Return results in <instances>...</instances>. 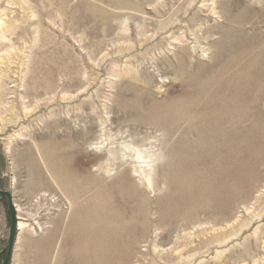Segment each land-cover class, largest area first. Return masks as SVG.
Returning <instances> with one entry per match:
<instances>
[{"label":"rangeland","instance_id":"374dc122","mask_svg":"<svg viewBox=\"0 0 264 264\" xmlns=\"http://www.w3.org/2000/svg\"><path fill=\"white\" fill-rule=\"evenodd\" d=\"M219 117L250 160L196 142ZM186 146L211 159L184 180ZM0 190L10 264H264V0H0ZM9 226L0 196V264Z\"/></svg>","mask_w":264,"mask_h":264},{"label":"bare ground","instance_id":"6f19581e","mask_svg":"<svg viewBox=\"0 0 264 264\" xmlns=\"http://www.w3.org/2000/svg\"><path fill=\"white\" fill-rule=\"evenodd\" d=\"M10 26V25H9ZM8 28H10V27H8ZM249 56H250V54H249ZM241 57V56H240ZM242 57H243V55H242ZM238 59V58H237ZM241 59V58H240ZM246 59V58H245ZM251 60V59H250ZM240 66H241V70L242 71H249L250 69H251V67H252V64L250 63V62H247L246 60H243L241 63H240ZM229 70V69H228ZM247 73V72H246ZM246 75V74H245ZM248 75V74H247ZM243 77H245V76H243ZM247 78H249V76L247 77ZM235 84H234V86L233 87H231V88H229V89H222L221 87H219V88H221L222 89V93L228 98H232L233 100H235L236 102H237V100H239L240 98H249L250 96H251V86H253L252 85V83H251V81L250 80H246V79H241V78H239V77H236L235 78ZM224 88V87H223ZM227 88V87H226ZM253 89V88H252ZM219 91V90H218ZM254 91V90H253ZM198 92H199V90H198ZM206 92V91H205ZM213 92V91H212ZM210 93V92H209ZM217 94H219V93H217ZM216 95V94H215ZM207 96V95H206ZM219 96H220V94H219ZM222 96V95H221ZM253 96V95H252ZM244 100V99H243ZM224 103V102H223ZM226 103V102H225ZM238 103H239V101H238ZM226 105H228V104H226ZM239 105V104H238ZM233 106V105H232ZM223 108V107H222ZM221 108V109H222ZM224 109V108H223ZM236 111V110H235ZM226 113V112H225ZM224 113V114H225ZM221 114V113H220ZM231 116V115H230ZM227 117V116H226ZM225 118V117H224ZM224 118H221V117H219V118H217L216 120H214V121H211V122H205V121H203V120H201V123H200V121H199V129H197V132H198V141H196V142H199L200 144H206V146L203 148V150H207V149H209V150H211L212 152L215 150V152L217 151V146L219 145V147H221V149L223 148V153H224V156L227 158L228 157V154L230 155L231 154V149H235V153L236 152H242L243 153V155H242V159L239 161V164L238 165H240L242 162H244V161H246V160H250V155H249V151H251V149L249 148V145L248 146H243V145H240L239 144V142H244V141H248V142H250L251 141V139H252V137L251 136H249V135H247L246 134V132H244V133H242V132H239L238 134H236L235 132H229L228 131V133H225L224 132V129L226 128L225 127V124H227V123H235L234 121H231V120H229V119H225L224 120ZM229 118V117H228ZM202 119H203V117H202ZM234 120H235V117L233 118ZM237 120V119H236ZM191 122V121H190ZM193 122V121H192ZM249 122V121H248ZM232 123V124H233ZM242 124V123H241ZM228 126H229V124H228ZM228 126H227V128H228ZM237 126V125H236ZM250 126V125H249ZM248 126V127H249ZM225 127V128H224ZM231 127V126H230ZM231 131V130H230ZM45 137V136H44ZM215 142H219V144H215ZM103 144V143H102ZM35 146V148H33V149H36V151H37V154L39 155V158L37 157V156H35V157H37L38 158V160H40V161H44L43 159H44V156H45V154H44V150L42 149V147L41 146H39L38 144H34ZM191 146V145H190ZM197 146V145H196ZM27 147V146H26ZM99 147H100V145H99ZM98 147V148H99ZM104 147V146H103ZM192 147V146H191ZM218 147V148H219ZM33 149L32 148H30V149H27L26 150V152H25V154H23V155H25V156H27L28 158H29V160H33V158H35V157H33L35 154H33L34 152H33ZM45 149V148H44ZM193 149V148H192ZM56 150V149H55ZM196 150H201L200 148H196L195 149V151ZM219 150V149H218ZM129 152H131V151H129ZM48 153V152H47ZM46 153V154H47ZM131 154V153H130ZM142 154H143V152L141 151V150H135L134 151V154H132V162L133 163H135V164H137L136 165V168L138 169H136V171H142V174L145 176V177H148V176H150V174H151V169H152V166L150 165V163L152 162V160H151V158L149 159V158H147V157H145V156H142ZM196 152L195 153H193L191 150H190V148L188 147V146H186V147H184L183 149H181L180 151H178L177 152V156L180 158V159H183V165L181 164V170H182V173L181 174H183V175H179V176H181V178H183L184 180L186 179H188L190 176H194L195 175V170H196V168H197V166H199V163H203L205 160L206 161H210V157L209 158H206V159H202V161H200V162H198V164H197V162H191V159H192V157L193 156H196ZM214 155V154H213ZM232 155V154H231ZM236 155V154H235ZM129 156V155H128ZM147 156V155H146ZM26 157V158H27ZM46 157H48V156H46ZM212 157V156H211ZM126 158V157H125ZM55 159H57V157L55 158ZM128 159V158H127ZM185 159V160H184ZM232 159V158H231ZM36 160V159H35ZM48 160L50 161V159L48 158ZM58 160H59V158H58ZM39 161V162H40ZM35 162H37V161H34V164L33 165H35ZM29 163H30V161H29ZM140 164V165H139ZM142 164H146L145 166L144 165H142ZM152 164V163H151ZM29 165V164H28ZM37 165H38V163H37ZM36 165V166H37ZM36 166H34V167H36ZM39 166V165H38ZM132 166V165H131ZM149 168V169H147V170H145L144 168ZM30 168V167H29ZM37 168V167H36ZM32 170V172H34L35 173V171H34V168H31ZM38 170V169H37ZM183 171H184V173H183ZM31 172V173H32ZM39 171H37V173H38ZM42 174V173H41ZM40 174V175H41ZM31 175V174H30ZM34 175V174H33ZM32 176V175H31ZM35 176V175H34ZM33 176V177H34ZM212 177V176H211ZM249 177V179L250 178H252L253 179V175H249L248 176ZM35 178H37V177H35ZM192 178V177H191ZM31 179H33L32 177H31ZM193 179V178H192ZM198 178H196L195 180H197ZM36 180V179H35ZM251 180V179H250ZM38 181V180H37ZM44 181V180H43ZM39 182V181H38ZM15 183H16V180L15 179H12V181H11V187L13 188L14 186H15ZM14 190V189H13ZM12 194H14V193H12ZM46 196V194H44V193H40V194H38V196H37V198L35 199V200H38V199H42V197H45ZM13 197H14V195H13ZM15 198V197H14ZM13 202H14V206H15V211H16V214H17V227H18V234L17 235H19L21 232H23V230L26 228V223H25V218H22L20 215H21V212L25 209L24 207H22L21 206V204L17 201V200H13ZM91 204H93V203H91ZM94 207V206H93ZM41 209V208H40ZM93 210V209H92ZM98 210H100V207H98L97 205L95 206V209L92 211V212H90V213H87L88 214V217H90L92 220H94L95 222L96 221H101L102 220V218L100 217V216H97L96 215V212L98 211ZM102 210V209H101ZM60 212V211H59ZM105 220V219H104ZM94 222V223H95ZM36 223V222H35ZM35 223H34V225H35ZM38 223V222H37ZM93 223V222H92ZM98 225V224H97ZM37 226H38V224H37ZM39 226H40V224H39ZM29 227V226H28ZM38 228H41V226L40 227H38ZM43 228H44V226H43ZM48 228V227H47ZM42 229V228H41ZM106 229V228H105ZM33 230V229H32ZM107 230V229H106ZM30 231H31V229H30ZM35 233V232H34ZM37 233V232H36ZM36 236V235H35ZM75 237V236H74ZM86 237V236H85ZM105 237V236H104ZM18 238V237H17ZM17 238H16V240H17ZM85 239V238H84ZM82 240V239H81ZM93 240V239H92ZM97 242H98V239H97V241H96V244H97ZM102 243H103V241H101ZM16 243V242H15ZM79 243V242H78ZM95 244V245H96ZM103 247V246H102ZM14 249H15V247H14ZM41 261V260H40ZM40 261H39V263H40ZM42 262V261H41ZM76 262V261H75Z\"/></svg>","mask_w":264,"mask_h":264},{"label":"water","instance_id":"95a60500","mask_svg":"<svg viewBox=\"0 0 264 264\" xmlns=\"http://www.w3.org/2000/svg\"><path fill=\"white\" fill-rule=\"evenodd\" d=\"M0 196L7 200V209L10 216L9 235L6 242V254L2 264H10L14 253L15 242L18 234L17 214L13 203V194L8 191L0 190Z\"/></svg>","mask_w":264,"mask_h":264}]
</instances>
